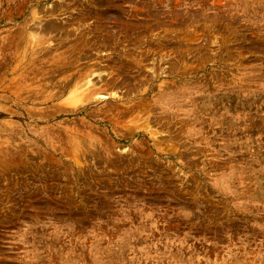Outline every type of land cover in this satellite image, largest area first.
Segmentation results:
<instances>
[{
  "label": "rangeland",
  "instance_id": "1",
  "mask_svg": "<svg viewBox=\"0 0 264 264\" xmlns=\"http://www.w3.org/2000/svg\"><path fill=\"white\" fill-rule=\"evenodd\" d=\"M0 264H264V0H0Z\"/></svg>",
  "mask_w": 264,
  "mask_h": 264
},
{
  "label": "bare ground",
  "instance_id": "2",
  "mask_svg": "<svg viewBox=\"0 0 264 264\" xmlns=\"http://www.w3.org/2000/svg\"><path fill=\"white\" fill-rule=\"evenodd\" d=\"M82 94H85L84 92L81 91ZM75 98V96H73Z\"/></svg>",
  "mask_w": 264,
  "mask_h": 264
}]
</instances>
